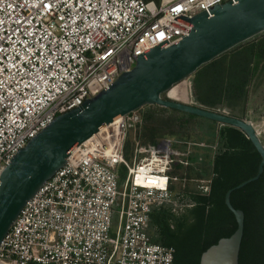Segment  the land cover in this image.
I'll return each instance as SVG.
<instances>
[{
    "label": "built area",
    "instance_id": "obj_1",
    "mask_svg": "<svg viewBox=\"0 0 264 264\" xmlns=\"http://www.w3.org/2000/svg\"><path fill=\"white\" fill-rule=\"evenodd\" d=\"M230 1L0 0V175L58 115L154 47L181 41L187 19ZM141 122L138 111L119 117L74 146L13 223L0 264H174V249L151 240V213L173 204L175 168L204 145L138 142L130 164L126 136Z\"/></svg>",
    "mask_w": 264,
    "mask_h": 264
},
{
    "label": "trees",
    "instance_id": "obj_2",
    "mask_svg": "<svg viewBox=\"0 0 264 264\" xmlns=\"http://www.w3.org/2000/svg\"><path fill=\"white\" fill-rule=\"evenodd\" d=\"M191 77L194 105L246 121L251 117L252 96L264 86V33L204 65ZM166 94L162 97L169 99ZM259 111L255 107L254 112ZM140 112L142 122L128 131L124 154L134 153L138 142L156 146L164 139L172 140L178 149L190 142L204 145L189 157L191 165H178L173 172L178 181L170 188L184 210L176 215L168 205L156 208L149 227L152 242L174 249V264H200L208 248L237 230L225 196L257 175L261 156L238 128L157 105ZM201 181L207 182V191L199 187ZM231 203L245 214L239 264H264V172L257 181L235 189Z\"/></svg>",
    "mask_w": 264,
    "mask_h": 264
},
{
    "label": "water",
    "instance_id": "obj_3",
    "mask_svg": "<svg viewBox=\"0 0 264 264\" xmlns=\"http://www.w3.org/2000/svg\"><path fill=\"white\" fill-rule=\"evenodd\" d=\"M236 1L215 6L211 16L201 12L187 19L193 27L181 41L169 48L154 47L140 56L131 70L81 106L58 115L12 158L0 175V246L27 202L66 164L75 145L119 117L157 105L238 128L260 154L257 175L230 189L225 196L237 230L208 248L200 260V264H239L245 214L234 208L231 194L263 174L264 143L251 122L162 97L202 66L264 33V0Z\"/></svg>",
    "mask_w": 264,
    "mask_h": 264
},
{
    "label": "rangeland",
    "instance_id": "obj_4",
    "mask_svg": "<svg viewBox=\"0 0 264 264\" xmlns=\"http://www.w3.org/2000/svg\"><path fill=\"white\" fill-rule=\"evenodd\" d=\"M148 1H150V0H148ZM153 1H155L157 4H159V2H160V0H153ZM191 85H192V77H190L187 80H185L183 84H180V85L176 86V88H174L172 91H169L166 94V96L169 97V98H176V100L179 99V101H184V102H187L188 104L194 105V100H193V96H192V92H191ZM250 104H251V110L249 111V115H251V117L246 119V121L251 122V123L254 124V126H255V128H256L259 136H260V138L264 142V118L261 119V121H259V122H255V120H254L255 116H257V117L260 116V113H259V115H257V113L254 112L255 107L260 105L261 106L260 112L262 111L264 113V87L263 86L258 88V90L254 93V95L252 96V100H251ZM194 106H196V105H194ZM197 106H199V104H197ZM140 110H138V113L141 115ZM132 133L134 134L135 132H132ZM163 141H165V139L161 140V142H163ZM133 155H134V153L132 152V150H129V151L126 152V154H124V158L130 164H132ZM124 169L125 168H123V170ZM175 196L176 195H174L173 204L168 205V206L171 207L172 211L174 213H176V215H180L181 212L184 210V208H183L184 204L182 202H180V200L178 201ZM111 236L113 237V234H111Z\"/></svg>",
    "mask_w": 264,
    "mask_h": 264
},
{
    "label": "crops",
    "instance_id": "obj_5",
    "mask_svg": "<svg viewBox=\"0 0 264 264\" xmlns=\"http://www.w3.org/2000/svg\"><path fill=\"white\" fill-rule=\"evenodd\" d=\"M264 87V86H263ZM172 99H176V98H172ZM177 100H179V99H177ZM184 102V101H183ZM258 107H259V109L261 108V106L260 105H258ZM259 113H260V116H258V118H259V121H261V119H263L264 118V113L261 111H259V112H257V115H259ZM258 121V122H259ZM195 143H198V142H195ZM184 148V147H183ZM194 152H196V148H194Z\"/></svg>",
    "mask_w": 264,
    "mask_h": 264
},
{
    "label": "bare ground",
    "instance_id": "obj_6",
    "mask_svg": "<svg viewBox=\"0 0 264 264\" xmlns=\"http://www.w3.org/2000/svg\"><path fill=\"white\" fill-rule=\"evenodd\" d=\"M183 83H184V82H182V83H180V84H183ZM180 84H178V85H180ZM178 85H177V86H178ZM174 88H176V86H175ZM174 88H173V89H174ZM173 89H172V90H173ZM185 101H186V100H185Z\"/></svg>",
    "mask_w": 264,
    "mask_h": 264
}]
</instances>
